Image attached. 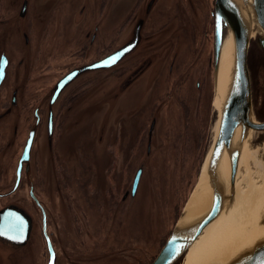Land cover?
Returning <instances> with one entry per match:
<instances>
[{"label":"flooded vegetation","instance_id":"obj_1","mask_svg":"<svg viewBox=\"0 0 264 264\" xmlns=\"http://www.w3.org/2000/svg\"><path fill=\"white\" fill-rule=\"evenodd\" d=\"M113 1L78 0L80 7L77 8L74 18L78 33L72 39L74 45L71 46L72 41H69L63 56L56 55L61 61L63 60L61 64L57 65L56 58L44 61L47 54L54 51V49L48 51L49 46H47L51 31L57 30L56 33L59 35L58 29L61 28V17H56V14L48 18H51V21L46 23V33H41L39 36L37 34L42 31L39 28L43 25L41 21L33 22V26H28L26 31L22 32L23 46H20L19 50L25 52L27 57L21 55L18 62L14 60L11 54L14 46L11 47V51L6 48L0 51V220L8 209L25 214L26 217L21 216L24 222L20 233L14 232L13 235L27 237L21 241L22 244H19L16 239L7 240L0 234V249L7 252L8 259L14 260L15 254L26 252L35 233L40 241L39 249H35L41 257L37 264L59 263V239L53 229V223H59L60 217L51 214V211L57 207L51 210L42 194L45 159L43 153L37 150V142L41 138L53 155L51 159L55 171L54 189L62 195L63 202L67 206L66 231L70 233L73 245L76 246L78 243L80 248L87 249L89 255L94 254L95 264H119V258L113 256V245L119 240V229L125 228L128 214L139 204L136 202L137 193L132 198L131 193L121 192L124 190V184H121L122 177L119 178V158L111 160L108 154L105 170L87 180H81V176L71 170L70 161L64 158L61 144L65 134L81 125L77 124L79 117H67L68 112L91 85L90 82H85L73 88L78 77L61 91L56 92L59 84L66 77L88 65L104 60L137 37L139 39L137 45L113 69L125 62L120 72L122 81H132L131 84L139 81L135 84L138 86L143 81L149 80L151 74L157 71V64L163 62L161 75L154 86H164V88L157 97L160 99L164 92L166 96L168 89L171 88V95L175 96V101L183 110L186 125L189 126L190 108L187 100L190 98L185 80L196 66H202L204 74L194 81L195 90L201 94L202 89L208 86V74L211 73L212 67L215 68L216 0H119V26L111 32H106L105 9ZM29 3L27 0H20L19 6H11L10 0H0V32H2L0 40L6 36L4 31L8 28L9 21H13L14 18L24 21L22 19L28 14ZM81 4L84 5L81 7ZM111 36L110 41H103L105 37ZM118 36L119 47L111 49L110 44ZM94 46L97 47L98 53L91 57V47ZM206 47L207 50L209 48L211 50L208 59H206ZM252 48L258 49L254 42L250 43L249 49ZM19 50L14 51V54L19 53ZM250 61L251 58L247 55L253 103ZM15 67H29L25 70L28 77L39 71L41 73L39 81L45 79L42 73L51 71L49 85L45 89L38 88L35 87V81L30 82L31 79L27 81L25 90L11 85L8 79L10 71ZM174 88H178L180 93L175 94ZM152 97L154 98L155 95ZM131 99L138 100L137 92L133 93ZM198 102L199 134L203 133L205 123L204 102L200 95ZM156 108V105L151 107L152 114H155ZM16 111L17 119L14 114ZM254 114L257 115L255 112ZM259 121L263 122L264 119ZM153 123L156 127L154 120L148 130L141 131L130 144L135 146L133 152L138 148L143 134L147 135L149 141V132ZM91 130L88 138L99 143L97 133L92 128ZM95 142L94 148L98 145ZM102 142L104 147L100 145L98 147H102L106 155L107 146L111 154L120 152V146H123L119 140L115 143H106L104 137ZM149 147L147 146V149ZM199 148L203 149V147ZM134 172L131 187L137 170ZM121 200L124 203H131L128 209L122 210ZM122 225L123 228H120ZM27 229H29L28 236ZM126 235L131 239L132 244L142 242V240L135 241L127 232ZM164 240L161 241V247L166 243Z\"/></svg>","mask_w":264,"mask_h":264},{"label":"rangeland","instance_id":"obj_2","mask_svg":"<svg viewBox=\"0 0 264 264\" xmlns=\"http://www.w3.org/2000/svg\"><path fill=\"white\" fill-rule=\"evenodd\" d=\"M29 1L31 2L29 3ZM29 1L27 0L29 3L28 14L25 19H22L24 21H18L21 19L17 20L16 18L13 21H9L8 28L4 31L6 36L0 40V51L5 48L11 51V47L14 45L23 46L21 34L23 31H26L28 26H33L32 23L35 21H41L43 24L39 26L42 31L37 32L38 36L41 33H46V23L51 21V18H48L52 17V14H56V17H61V28L58 29L59 35L56 33L57 30L51 31V38L47 46H49L48 51H53L52 49L54 51L47 54L44 61L56 58L58 60L57 65L61 64L63 60L61 61L56 55L62 54V57L66 51L67 43L72 41L76 33H78L77 23H74L77 8L79 9L80 7L78 0ZM118 2L119 0H114L105 9L107 17V23L105 25L108 28H105L106 32H111L119 26ZM19 3L20 0H10L11 6H19ZM83 5L81 4V7ZM127 8L128 6L126 10ZM111 38L112 36L105 37L103 41H110ZM57 39L59 40L55 41ZM251 42H254V40H251ZM9 43H11L10 46ZM254 44L258 47L256 42ZM73 45L74 42L72 41L71 46ZM110 45L111 49L119 47V36ZM258 49L260 48L258 47ZM258 49H248L249 54H247L251 58L250 67L253 82L252 109L255 121L264 119V49ZM206 50L207 47L205 48V52L206 59H208L211 50L210 48ZM97 53V47H91V57ZM11 54L17 62L21 58V55L23 56L21 50H19L18 57L14 54V51H11ZM57 60L54 61L57 62ZM124 63L112 70L96 71L81 75L76 80L73 88L85 82H90V89L69 110L70 112H68L67 117H79L77 124L81 125L75 129H83L88 124L98 135L97 140L99 143L94 142L98 144L97 146L100 145L102 147H104L102 137L106 139L107 129L115 124L118 125L116 127L119 129V114L124 119L127 116L128 119L130 117L129 111L132 108L138 109L137 115L138 121L140 122L139 135L144 129L148 130L152 121H156L150 152L147 149L148 137L146 134L141 135L142 138L139 141V146L134 152L133 149L135 146L124 145L123 143V146H120V152L114 154H111L107 149L108 146L106 147L111 160L113 158H119L120 160L119 178L122 177L121 184H124V190L121 192L125 194L130 193L134 171L138 170L140 166L144 167V174L137 191L136 202H139V206L137 207L143 206L144 213L148 215L151 224L142 242L135 244L131 243V239L126 235L125 228L119 229V240L113 245V256L119 258V264H151L155 260H152V258H156L162 249V239H165V243L168 238L167 236L174 230L198 186L199 178L202 175L204 164L215 137L219 117L218 104L220 106V101L218 100V87L216 85L214 67H212L211 73L208 74V86L202 89L201 94L195 90L194 81L204 74L203 67L196 66L187 76V80H185L188 98H190L187 100V105L190 108L188 126L185 124L182 108L175 101V96L171 95V88L168 89L166 96L164 92L161 94L160 99L157 97V94L164 88V86H154L156 80L161 75L163 62L157 64V71L151 74L149 80L143 81L138 86H135V84L139 81L133 84H131L132 81H122L120 72ZM25 67H15L14 70H11L8 83H11L13 86L22 87L23 90H25L29 79H31L30 82L35 81V87L38 88L42 87L45 89L49 85L48 79L51 77V71L42 73L45 79L39 81L41 73L38 71L32 77H28V73H25V70L29 67ZM173 91L175 94L180 93L178 88H174ZM134 92H137L138 100L131 99ZM153 95H155L154 98L152 97ZM199 95L204 102L203 114L205 123L203 133L198 134V125H200L197 119ZM153 105L157 106L154 112L155 114L151 113V107ZM14 114L15 119H17L18 112L16 111ZM12 119L14 120L13 117ZM251 139L248 146L253 151L257 150L259 151L258 154L261 153L264 156V131L255 133ZM91 142L93 141L91 140ZM198 146L203 147V149H200ZM37 150L43 153L45 159L43 160V168L46 173L44 172L45 181L42 188L44 200L51 210L57 207L54 211H51V214L60 217L59 223H53V229L58 234L59 239L60 258L58 264H69L73 262L75 264H95L93 262L96 258L94 254L91 253L89 255L87 249L80 248L78 243L76 246L73 245L70 233L66 231L65 225L68 219L67 206L63 202L62 195L54 189L55 171L51 159L52 152L46 146L43 138L37 142ZM56 150L58 155V149ZM258 160H262L260 156ZM251 165L254 170L256 168L255 161ZM245 174V168L243 169V166H241L237 183L242 180L241 177L242 175L245 176ZM239 184L242 186V182ZM129 204L131 203L122 202V210L128 209ZM123 226H120V228H123ZM38 241L39 237L34 233L27 251L15 254L14 260L8 259L7 252L4 249H0V264H37L41 260L39 253L35 250L37 248L39 249L40 241ZM185 255L175 264H182Z\"/></svg>","mask_w":264,"mask_h":264},{"label":"water","instance_id":"obj_3","mask_svg":"<svg viewBox=\"0 0 264 264\" xmlns=\"http://www.w3.org/2000/svg\"><path fill=\"white\" fill-rule=\"evenodd\" d=\"M24 8L25 5L23 11ZM215 11L214 74L216 76L217 87L220 57L224 38L226 36V29L230 30L231 35L234 37L235 48L230 81L222 104V110L220 106H218V119L220 118L218 137L214 143L212 154L206 168V175L209 177V185L214 188L212 205L205 213L196 217L186 218L190 215L187 205L170 237L167 239L165 245L152 264H175L182 256L187 254L190 246L201 236L209 224H211L222 211L232 206L236 192V179L240 170L239 162L244 150L243 143H245L250 133L264 131V121L256 122L253 118L251 82L249 70L247 68V54L251 40H254V43L256 42L260 49H264V0H216ZM255 26L259 30L257 35H253L251 32V30H254L253 27ZM138 41L139 39L135 37L123 48L117 49L104 60L75 71L59 84V89L56 92L61 91L81 75L94 71L113 69L134 49ZM154 129L155 124L153 123L149 132L148 147L152 142ZM238 129H240V135L237 143L234 144L233 138ZM225 148H227L229 152L230 182L229 184L225 183L223 189V187H216L213 177L217 178V176H219L217 162L222 150ZM150 150L151 147L148 148V152H150ZM143 174L144 167L140 166L134 176L130 190L132 198L136 196ZM21 216L26 217L25 214L10 209L3 214L0 220L1 237L7 240L16 239L19 244H22L21 241L27 237H14L13 235L14 232L20 233L21 225L24 222ZM260 224L264 225V210ZM28 230L29 229H27V236ZM226 264H264V232L259 234L254 242L246 245Z\"/></svg>","mask_w":264,"mask_h":264},{"label":"bare ground","instance_id":"obj_4","mask_svg":"<svg viewBox=\"0 0 264 264\" xmlns=\"http://www.w3.org/2000/svg\"><path fill=\"white\" fill-rule=\"evenodd\" d=\"M253 28L254 30H251L252 34L257 35L258 28L256 26ZM225 35L220 57L217 89L221 110L230 81L235 48L231 31L226 29ZM19 48V45H14L13 51H18ZM22 54L27 57L25 52H22ZM15 55L18 57L19 53ZM137 114V108H132L129 111L130 117L128 119L127 116L124 119L119 114V129L116 127L118 126L117 124L107 129L106 143H115L119 140L124 145L132 144L139 133L140 122ZM219 125L220 118L217 121L213 145L203 167L204 171L202 170L196 192L187 207L190 215L185 216L186 218L199 216L209 210L212 205L214 188L209 185L206 168L214 143L218 137ZM91 132V127L88 124L84 130L81 128L69 130L61 144L64 158L70 161L71 170L80 175L81 180L91 179V176L104 171L105 167H107L108 153L106 155L102 147L97 146L94 148V142H91L88 138ZM239 135L240 129L235 133L234 144L237 143ZM254 135L255 132L250 133L245 143H243L244 150L239 163L240 168L241 166H243V169L245 168L246 174L245 176L242 175V180L238 183L237 175L236 192L232 206L222 211L190 246L182 264H226L246 245L254 242L259 234L264 232V225L260 224L264 210V156L261 153L258 154L259 151H253L248 146ZM259 156L262 160H258ZM254 161L256 168L253 170L251 163ZM217 168L219 176L216 175L217 178H213L215 179L216 187H223L224 189L225 183L229 184L230 182V160L227 148L222 150L217 162ZM241 182L242 186L239 184ZM150 225L148 215H145L143 206H141L128 214L125 229L136 241L142 240Z\"/></svg>","mask_w":264,"mask_h":264},{"label":"snow or ice","instance_id":"obj_5","mask_svg":"<svg viewBox=\"0 0 264 264\" xmlns=\"http://www.w3.org/2000/svg\"><path fill=\"white\" fill-rule=\"evenodd\" d=\"M113 59H115V58H113Z\"/></svg>","mask_w":264,"mask_h":264}]
</instances>
